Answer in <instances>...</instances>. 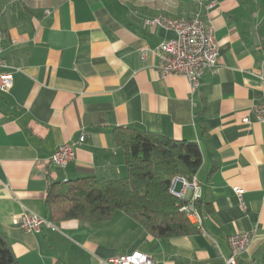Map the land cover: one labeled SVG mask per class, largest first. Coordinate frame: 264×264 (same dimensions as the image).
<instances>
[{"label":"crops","instance_id":"crops-1","mask_svg":"<svg viewBox=\"0 0 264 264\" xmlns=\"http://www.w3.org/2000/svg\"><path fill=\"white\" fill-rule=\"evenodd\" d=\"M198 11L218 65L192 90L158 74V47L175 34L146 21ZM0 57L13 81L0 92V233L17 264H102L132 252L158 264H224L228 238L249 232L237 264H264V125L250 113L263 99L264 0H0ZM115 129L198 146L203 233L156 239L122 213L99 224L48 219L52 184L126 175ZM65 144L74 159L60 168L50 157ZM23 211L56 229L25 233L13 225Z\"/></svg>","mask_w":264,"mask_h":264},{"label":"trees","instance_id":"trees-1","mask_svg":"<svg viewBox=\"0 0 264 264\" xmlns=\"http://www.w3.org/2000/svg\"><path fill=\"white\" fill-rule=\"evenodd\" d=\"M112 139L121 151L126 175L52 184L44 201L48 219L99 224L122 213L156 239L197 232L181 211L189 202L172 195L170 188L173 179L191 181L196 175L202 162L198 146L133 129H115ZM194 207L200 214L199 200ZM0 264H17L2 233Z\"/></svg>","mask_w":264,"mask_h":264},{"label":"built area","instance_id":"built-area-1","mask_svg":"<svg viewBox=\"0 0 264 264\" xmlns=\"http://www.w3.org/2000/svg\"><path fill=\"white\" fill-rule=\"evenodd\" d=\"M146 25L159 27L175 34L172 40L161 43L158 47L160 59L157 72L162 77H182L186 79L192 90L198 88L200 80L206 71L216 72L218 63V44L214 38L213 28L203 18L201 12L195 13L189 18L172 19L165 15H158L146 21ZM263 87V99L254 105L250 111L255 121L264 125V79L261 78ZM12 76L6 71L4 60L0 57V92L8 93L12 88ZM84 141L79 139L78 145ZM74 159V146L62 145L58 147L50 162L60 168H65ZM181 185L179 192L175 191L176 184ZM192 190L193 195L187 205L181 207V211L186 214L187 219L193 224L197 232L203 233V223L200 214L194 207V202L199 199L197 191L199 185L195 177L191 181L183 178H175L172 181L170 193L182 199L187 190ZM240 201V207L245 209L241 199V191L234 189ZM13 225L25 233H37L42 229H56L55 225L34 213L23 211L13 220ZM253 235L251 232L231 235L227 242L229 256L224 260V264H237L240 256L245 254L250 246ZM102 264H158L153 262L148 256L140 252H132L117 258L103 261Z\"/></svg>","mask_w":264,"mask_h":264}]
</instances>
